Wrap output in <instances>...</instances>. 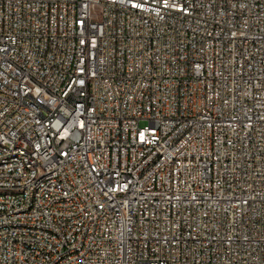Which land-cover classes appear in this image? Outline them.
<instances>
[{
	"label": "built area",
	"instance_id": "obj_1",
	"mask_svg": "<svg viewBox=\"0 0 264 264\" xmlns=\"http://www.w3.org/2000/svg\"><path fill=\"white\" fill-rule=\"evenodd\" d=\"M0 264H264V0H0Z\"/></svg>",
	"mask_w": 264,
	"mask_h": 264
}]
</instances>
